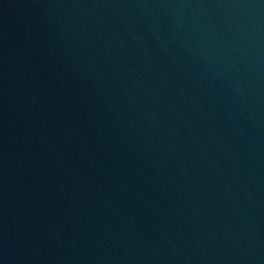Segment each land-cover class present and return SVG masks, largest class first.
I'll return each mask as SVG.
<instances>
[{"label": "water", "instance_id": "95a60500", "mask_svg": "<svg viewBox=\"0 0 264 264\" xmlns=\"http://www.w3.org/2000/svg\"><path fill=\"white\" fill-rule=\"evenodd\" d=\"M0 264H264V0H0Z\"/></svg>", "mask_w": 264, "mask_h": 264}]
</instances>
